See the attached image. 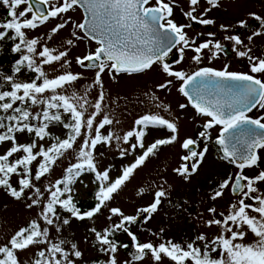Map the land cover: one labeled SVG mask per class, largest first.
<instances>
[{
  "label": "snow or ice",
  "instance_id": "obj_1",
  "mask_svg": "<svg viewBox=\"0 0 264 264\" xmlns=\"http://www.w3.org/2000/svg\"><path fill=\"white\" fill-rule=\"evenodd\" d=\"M205 3L207 7L198 16L195 13L201 0H188L183 15L203 25L213 24V19L204 17L220 6V0ZM0 4L7 8L9 17L0 22V53L10 43L7 52L13 54L9 71L0 70V191L17 203L26 201L28 210L40 209L36 218L0 241V264H24V253H30L31 264H86L78 243L51 233L59 234L73 219L94 220L105 209L110 213L107 219L116 217L118 222L103 230L89 229L98 251L107 256V260L97 258L93 264H121L118 252L129 249V244L119 243L117 232L126 233L134 249L131 261L123 264H144L146 258L153 264H164V259L169 264H264V115H249L254 109H264V79L260 78L264 77V56L252 54L251 48L240 51L239 56L250 62L248 72L232 71L228 65L219 69L199 67L192 73L173 70L165 58L177 46L181 60L185 50L190 49L196 64L202 62L205 50L213 56L222 50L219 42L197 44L188 36L186 29L191 25L178 24L174 18L176 0H0ZM79 9H83V16L78 22L72 13ZM255 18L264 25L261 17ZM54 19L57 23L45 39L29 36V31ZM65 29L68 36L62 38L63 46L51 47L49 42ZM230 39L242 43L238 36ZM86 40L97 46L70 59L72 50ZM73 61L79 68L93 72L82 92L76 89L85 77L69 70ZM57 64L61 71L55 70ZM157 64L167 77L181 82L178 91L188 103H180L179 108L191 105L203 119L197 138L181 142L188 152L182 157L183 166L174 171L188 180L202 167L209 154L212 130L217 126L215 144L222 152L219 161L235 169L225 173L209 196L213 202L229 194L234 197L226 212L216 206L207 208L209 218L204 225L207 229L218 228L217 233H199L186 244L172 240L142 242L130 229L141 218L147 223L158 212L168 195L163 183L150 193L152 201L135 214H126L118 206L109 207L150 158L157 157L164 146L180 142V129L175 120L145 113L123 135L102 132L106 126L120 123L106 112L108 94L103 77L108 75L115 82L120 74H142ZM46 66L53 69V75ZM26 72L34 76L21 79ZM172 84L173 79H167L157 88L167 90ZM93 90L96 95L90 99ZM150 99L159 101L155 93ZM156 107L168 111L166 105L157 103ZM57 125L62 126L61 135L54 136L52 129ZM155 127L166 128L170 134L146 144L148 130ZM113 142L122 158L139 150V155L114 178L112 169H101L97 160L98 146H111ZM200 142L203 147L197 151L194 146ZM71 153L75 154V162L68 164L60 178L47 187L38 185ZM85 173H93L99 183L96 203L82 211L74 185ZM149 192L139 188L137 195Z\"/></svg>",
  "mask_w": 264,
  "mask_h": 264
},
{
  "label": "rangeland",
  "instance_id": "obj_2",
  "mask_svg": "<svg viewBox=\"0 0 264 264\" xmlns=\"http://www.w3.org/2000/svg\"><path fill=\"white\" fill-rule=\"evenodd\" d=\"M7 11V8L0 4V22L9 18ZM72 15L79 22L83 16V12L79 9L72 13ZM56 23L57 20H51L47 25L41 26L38 30L29 31V36H40L42 39H45V34ZM67 36L68 29L62 30L53 41L49 42V45L51 47L61 48L63 46L62 38H67ZM96 46L94 41L89 42L86 40L72 50L69 58L71 59L72 56L83 54L86 48L93 50ZM10 47L11 44L9 43L7 48ZM7 48L4 53H0V70L5 72L9 71V61L13 59V54L8 53ZM177 56L178 54L174 52L167 58L173 70L178 69L176 62ZM159 66L161 65H154L152 70L142 74L118 75L115 82L109 79L108 75L103 77L108 94V98L106 99V112H110L120 123L114 126H106V129L102 130V132L114 131L119 135H123L124 132L132 128L134 120L145 113L159 114L170 120H175L180 129V142L171 146H164L157 157L150 158L147 165L137 170L134 178L109 203V207L118 206L126 214H135L138 208L147 206L152 201L153 197L150 193L158 190V186L163 183L168 195L164 199L158 212L153 214L147 223L141 218L137 223L131 225L130 229L138 235L142 242L151 241L159 244L160 242L172 240L173 242L186 244L195 239L199 233L203 232L210 236H214L217 233L218 228L213 227L212 229H207L204 225L203 221L209 218L207 208L209 206H216L219 211L226 212L229 201L233 200L234 197L229 194L213 202L209 199V196L216 183L224 177L225 173L230 170L235 171V169L233 166L219 161L221 154L216 148L213 139V135L218 131L217 126L216 129L212 130V141L208 142L209 154L202 167L188 180H185L174 171V169L183 166L185 162L182 160V157L188 152V150L181 147V142L188 137L193 139L197 138L198 131L201 130L199 124L203 122V119L201 117L192 118L193 112L189 107L186 109L179 108L180 103L186 102L185 98L178 91L181 82L167 77L159 69V73H157L154 68ZM46 70L50 75L54 74L52 68L46 66ZM55 70L57 72L61 71L58 64L55 66ZM69 70L81 72L85 77L84 80L79 82L76 89L78 92H82L84 87L91 82L93 72L79 68L74 61ZM31 76H34V74L26 72L21 79H27ZM167 79H173V84L167 90H159L157 85L165 82ZM71 91L72 89H69V92ZM153 93L159 97V101L150 99ZM95 95L96 91L93 90L89 98L92 99ZM157 103L168 106V111H165L163 107L157 108ZM263 111L264 109L257 108L256 114H261ZM183 122L187 123L185 128H183ZM61 127L60 125L53 127L52 135H61ZM63 131L64 133L67 132V130ZM169 134L166 128H150L148 130V136L146 137V144L158 138H165ZM121 146L127 147L128 145ZM202 147L203 142H200L197 151L202 150ZM100 153H103V155L100 156ZM136 155H139V150L132 155L122 158L119 155V149L116 147L115 142L111 146H98L97 149V160L100 168L110 167L113 178L119 175L121 169L131 163L133 157ZM70 162H75L74 153L67 154L62 158L55 166L54 171L46 179L38 182V185L47 187L49 183L60 178L63 170ZM16 180L17 177L14 175L12 182L15 184ZM165 181L166 183H164ZM98 183L93 173H85L80 181L74 185V194L82 201L91 202ZM139 188L149 189L150 192L141 197L137 195ZM25 203L26 201L17 203L10 199L3 191H0V241L6 240L19 226H24L31 219L37 217L40 209L34 208L28 210L25 207ZM5 205H7V208H5ZM62 215L66 214L62 213ZM109 215L110 213L105 209L102 214L97 215L91 221H78L73 219L71 225L65 227L59 234L53 231L51 235L56 238H67L71 242L78 243L79 248L84 252L83 259L86 264H93V261L97 258L105 261L107 260V256L105 253L98 251L99 245L95 243V237L89 229L95 227L97 230H103L104 228L110 227L113 223L118 222V218L116 217H113L111 221L108 220L107 217ZM85 238H87V243L85 242ZM115 239L119 243L129 244V249L121 248L118 252V259L121 264L126 260L131 261L130 253L134 249L131 247L130 237L126 233L117 232ZM248 239L250 241L251 236ZM23 258L24 264H31L32 257L30 253H24ZM135 264H139V262H135ZM144 264H153V262L150 258H146ZM164 264H169V261L164 259Z\"/></svg>",
  "mask_w": 264,
  "mask_h": 264
},
{
  "label": "flooded vegetation",
  "instance_id": "obj_3",
  "mask_svg": "<svg viewBox=\"0 0 264 264\" xmlns=\"http://www.w3.org/2000/svg\"><path fill=\"white\" fill-rule=\"evenodd\" d=\"M176 4L174 18L178 24L191 25L190 28L186 29L190 38H194L197 44L206 40H212L213 44L219 42L222 45V50L215 56L209 53L208 50H205L200 64H196L192 60L194 53L190 49L185 50L183 59L181 60V53L178 50L179 46H177L172 52L178 54L176 62L180 61V63H177L178 69L176 70L192 73L198 70L199 67L210 66L219 69L224 65H228L232 71L248 72L250 62L246 57H240L238 53L251 48L252 54L264 56V25L261 24V20L255 18L259 16L264 20V0H220V6L214 8L208 13L207 17H204L214 20V23L211 25L200 24L198 20L192 21L183 15V12L188 10V0H176ZM205 7H207L205 0H201V4L198 6L197 13L195 14L199 16ZM256 33L260 34L256 35ZM237 36L241 39V44H236L233 39H230ZM249 37H251V40ZM168 57L165 58L166 63H168ZM168 64L170 65L171 63ZM154 69L157 73H159L158 69L162 71L161 66ZM260 78L264 79V77ZM182 97L184 96L182 95ZM184 98L187 104V98ZM188 107L193 112L192 118H199L191 105ZM256 110L254 109L249 115L253 117L264 115V111L261 114L258 112L256 114ZM183 123V128H185L187 123ZM218 134L219 126L217 133L213 135L214 141Z\"/></svg>",
  "mask_w": 264,
  "mask_h": 264
},
{
  "label": "trees",
  "instance_id": "obj_4",
  "mask_svg": "<svg viewBox=\"0 0 264 264\" xmlns=\"http://www.w3.org/2000/svg\"><path fill=\"white\" fill-rule=\"evenodd\" d=\"M96 191H98V186L96 187L95 191H94V196H93V200L91 202H86V201H82L80 200L76 194L75 195V198L76 200L78 201V204L79 206L81 207V210L84 211V210H89L92 206H94V204L96 203V200H95V193Z\"/></svg>",
  "mask_w": 264,
  "mask_h": 264
},
{
  "label": "water",
  "instance_id": "obj_5",
  "mask_svg": "<svg viewBox=\"0 0 264 264\" xmlns=\"http://www.w3.org/2000/svg\"><path fill=\"white\" fill-rule=\"evenodd\" d=\"M194 148L196 149V148H197V145H196V146H194Z\"/></svg>",
  "mask_w": 264,
  "mask_h": 264
}]
</instances>
